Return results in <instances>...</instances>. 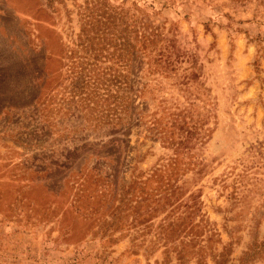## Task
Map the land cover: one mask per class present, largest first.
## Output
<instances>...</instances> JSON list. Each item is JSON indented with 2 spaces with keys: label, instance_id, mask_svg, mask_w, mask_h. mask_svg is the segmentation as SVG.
<instances>
[{
  "label": "rangeland",
  "instance_id": "1",
  "mask_svg": "<svg viewBox=\"0 0 264 264\" xmlns=\"http://www.w3.org/2000/svg\"><path fill=\"white\" fill-rule=\"evenodd\" d=\"M0 264H264V0H0Z\"/></svg>",
  "mask_w": 264,
  "mask_h": 264
}]
</instances>
